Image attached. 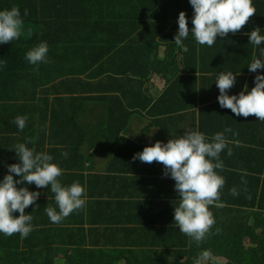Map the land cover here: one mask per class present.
I'll list each match as a JSON object with an SVG mask.
<instances>
[{
    "label": "trees",
    "instance_id": "trees-1",
    "mask_svg": "<svg viewBox=\"0 0 264 264\" xmlns=\"http://www.w3.org/2000/svg\"><path fill=\"white\" fill-rule=\"evenodd\" d=\"M13 6L20 9L24 25L20 39L0 44V181L8 174V165L19 163L15 145L30 137L14 123L17 116H26L28 132L30 126L52 122L55 133L50 140L57 136L58 143L50 141L46 147L32 138L34 143L27 147L52 155V162L63 170L58 178L62 185L78 181L87 200L82 210L54 227L45 208L59 211L55 199L40 200L50 187L18 185L41 193L25 210L33 217L35 238L31 247L22 249L18 233L10 237L0 233V264H194L204 250L211 254L207 264H216L219 258L226 264H264V160L258 147L261 123L255 116H249L251 125L241 126L242 144L235 156H229L228 149L221 153L224 167L216 171L225 180L221 202L228 211L211 207L216 223L199 245L174 225L179 196L175 181L163 175L164 166L133 161L146 146L179 138L197 121L199 125L216 121L227 128L235 114L206 116L192 104L193 97L207 75L213 76L212 98L218 94L215 82L222 71L238 74L229 90L236 95L245 85L250 91L256 75H264V69L255 73L248 69L254 58L264 60V44H250L247 35L256 27L264 35V0H253L256 14L241 32L218 37L212 47L197 44L190 32L184 40L187 52L174 38L181 11L193 27L189 0H0V10ZM43 42L49 48L47 63H29L28 51ZM248 71L249 78L244 76ZM114 74L129 78L125 102L112 97L117 93ZM156 76L167 83L157 100L149 88ZM78 93L96 96L95 108L86 111L87 124H81L77 114L63 119L65 106L53 108L74 101L79 112ZM139 113L140 137L133 138L131 124ZM72 123L76 127L67 134L65 126ZM97 148L108 151L109 160L114 157L105 164L104 174L96 170L98 156L89 163ZM233 188L238 195L230 194ZM43 243L50 246L49 253Z\"/></svg>",
    "mask_w": 264,
    "mask_h": 264
},
{
    "label": "clouds",
    "instance_id": "clouds-1",
    "mask_svg": "<svg viewBox=\"0 0 264 264\" xmlns=\"http://www.w3.org/2000/svg\"><path fill=\"white\" fill-rule=\"evenodd\" d=\"M189 3L193 8V27L189 28L187 15L181 11L178 17V33L174 38V43L184 52L189 51L184 40L188 38L190 32L197 44L212 47L218 37H227L229 33L241 32L256 14L253 0H189ZM24 15H28L27 10L24 11ZM23 25L24 20L18 7L13 6L10 10H0V44L20 39ZM247 35L250 37V44L256 47L264 44V35H261L259 27ZM163 49L165 48H162L161 57L164 55ZM48 51L47 42H43L28 51L26 58L34 65L47 63ZM261 55L264 56V49H261ZM248 69L253 73L264 69V60L254 58ZM249 71L244 74L247 78L251 76ZM237 75L231 71L220 72L215 82L218 94L214 98L211 97L214 82L210 87L213 76H204L203 82L199 84L201 86H198L197 93L193 97L192 104L206 116L214 113L229 115L228 109H230L237 117L255 116L258 120L264 121V75H256L250 91L245 85L244 90L236 95L229 90L235 87ZM113 78L117 93L112 97L119 102H125L130 94L129 85H125L129 83V78L121 74H114ZM95 97V94L78 93L77 99L81 100L80 110L76 113V107L69 112L73 116L86 114V111H91L90 105L96 102ZM72 103L74 101L69 105ZM199 105H202L201 108ZM26 120V116H17L14 123L22 131L26 127ZM118 122V126L117 122L115 123L117 128L121 126V120ZM198 122L197 126L206 125V121H201L200 125ZM231 131V128H225L224 132L208 135L200 130L188 129L179 138L170 139L167 143L157 141L133 156V161L138 159L142 163L162 164L164 166L163 175L170 176L175 181L174 187L179 196V204L174 210V225L178 226L179 231L191 238L197 245L212 234L216 221L210 210L211 207L220 208L218 211H228V208L221 202V191L225 180L216 170H223L224 165L220 157L221 153L228 148L229 143L225 132ZM30 132L28 130L25 132L24 129L25 135ZM54 133L55 129H52L49 138ZM121 135L124 137L123 133ZM41 142L45 143L44 140ZM30 143L34 141L28 137L25 143L15 145L14 150L19 163L8 165V174L0 181V233L9 237L18 233L21 237L22 249L26 246L31 247L35 238L31 223L33 217L31 214H26L25 210L36 204L41 193L30 191L28 187H18V185L26 183L27 185L35 184L37 188L50 187V191L43 193L40 200L52 202L55 199L59 211L52 206L45 208L52 222L51 225L54 227L61 225L58 223L73 212L82 210L87 200L86 189L78 181L70 186L62 185L58 178L63 174V170L57 164L52 163V155L27 147ZM231 154L232 151L229 148L228 155ZM62 155L66 157L67 153L64 152ZM247 167L251 168L248 164ZM17 176L20 179H16ZM230 194L238 195L235 188L230 190ZM17 212L19 215H14ZM64 228L68 227L64 226ZM219 232L220 229L217 228L216 234ZM42 247L45 253L50 252L48 244L43 243ZM209 259H211L210 252L204 250L194 260V264H207L206 261ZM221 259H215L216 264Z\"/></svg>",
    "mask_w": 264,
    "mask_h": 264
},
{
    "label": "crops",
    "instance_id": "crops-1",
    "mask_svg": "<svg viewBox=\"0 0 264 264\" xmlns=\"http://www.w3.org/2000/svg\"><path fill=\"white\" fill-rule=\"evenodd\" d=\"M166 86H167V83H166L165 79H163L162 77H159V76L154 77L152 82H151V84H150V86H149V88H150V96L154 97L155 100H157L158 97L165 90ZM209 94H211V92H209ZM96 104L97 103L94 102V103H92L90 105L91 111L95 108ZM63 106H65L66 110H67V115L64 116L63 119L68 121L69 118H70L68 116V115H70L69 110L72 112L73 109L76 108V106L74 105V103H72L70 105L69 104H64V105H60V106H55L53 108L62 109ZM108 106H111V105L108 104ZM201 106L202 105H199V108H201ZM43 110H45L44 107H43ZM228 113H229V117L230 118L233 117V113L231 112L230 109H228ZM86 114H82L81 115V117H80L81 124H87V122L89 121L88 114L87 115ZM142 120H143V117H142V115L140 113L132 120L131 126L135 127L133 129L134 132H135V134L132 135L133 138L140 137V129L142 127L141 126ZM57 121L59 123V120H57ZM260 123H261V126H258V131L260 132L259 133L260 142L258 144V147H259V149L261 151V156H262V158L264 160V121H260ZM51 125H52V122H50L46 126H39V125L30 126V131L31 132L27 134V137L30 136L31 138H34L37 142H41L42 140H44L46 147L51 146L50 145V141H53V145H55L56 143H58V142H56V139H58V137L56 136L55 138H53V140H50L51 138H49V135H50V133L52 131V129L50 128ZM242 125H251L250 122H249V117H247V118H245L243 116L237 117V116L234 115V117L229 120V125L227 126V128H231L232 131L231 132H225V137L229 141L227 149H229V148L231 149L232 157L235 156L236 148L242 144V142H238V136H239V134L241 132V128H242L241 126ZM65 127L67 129L66 133L68 134L69 133V129H71V128L75 129L76 126H74V123H72L71 126H65ZM63 128H64V126H63ZM26 130H28V126L25 127V132H26ZM191 130H193V131L200 130V131L204 132L205 134L212 135V134H215V133H218V132H223L224 127L220 128V126L217 124L216 121H208V122H206L205 126H192ZM66 140L68 142L71 141L70 137H67ZM71 145H74V144H71ZM107 152H106L105 155H101L100 158L96 159L97 163H96L95 167H96V170L98 169L101 174H104V172H102L104 169L107 170V168L104 167L105 164L107 165L114 158L113 157L111 160H109V154H107ZM120 159L121 160L125 159V157L120 156ZM52 163H55V162H52Z\"/></svg>",
    "mask_w": 264,
    "mask_h": 264
},
{
    "label": "rangeland",
    "instance_id": "rangeland-1",
    "mask_svg": "<svg viewBox=\"0 0 264 264\" xmlns=\"http://www.w3.org/2000/svg\"><path fill=\"white\" fill-rule=\"evenodd\" d=\"M89 140H90V138H88V141H89ZM105 154H106V153H105L104 150L99 149V148L95 149V150L93 151V153L90 155V157L88 158V159H89V163L92 162V160H93V158H94L95 156H98V157H97V159H98V158L101 157V155H105ZM150 209L153 211V210H155V207H153V206L151 205V208H150ZM226 262H227V260H225V259H221V260H218L217 264H226Z\"/></svg>",
    "mask_w": 264,
    "mask_h": 264
}]
</instances>
